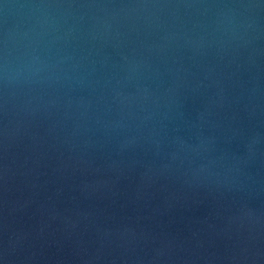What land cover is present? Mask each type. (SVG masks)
<instances>
[{"label":"water","instance_id":"obj_1","mask_svg":"<svg viewBox=\"0 0 264 264\" xmlns=\"http://www.w3.org/2000/svg\"><path fill=\"white\" fill-rule=\"evenodd\" d=\"M0 264H264V0H0Z\"/></svg>","mask_w":264,"mask_h":264}]
</instances>
